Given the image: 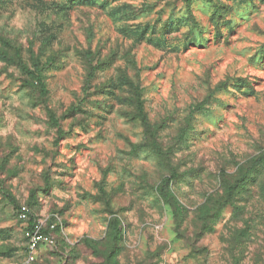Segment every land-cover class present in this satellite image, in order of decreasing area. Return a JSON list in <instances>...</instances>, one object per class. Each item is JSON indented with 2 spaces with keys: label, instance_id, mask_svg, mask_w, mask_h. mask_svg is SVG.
<instances>
[{
  "label": "rangeland",
  "instance_id": "obj_1",
  "mask_svg": "<svg viewBox=\"0 0 264 264\" xmlns=\"http://www.w3.org/2000/svg\"><path fill=\"white\" fill-rule=\"evenodd\" d=\"M0 264H264V0H0Z\"/></svg>",
  "mask_w": 264,
  "mask_h": 264
},
{
  "label": "built area",
  "instance_id": "obj_2",
  "mask_svg": "<svg viewBox=\"0 0 264 264\" xmlns=\"http://www.w3.org/2000/svg\"><path fill=\"white\" fill-rule=\"evenodd\" d=\"M19 219L23 224L27 261L28 263H32L36 260L42 248L51 247L55 244V239L52 236L54 226L48 229V231H44L42 224L36 221L31 224L29 209L25 206L19 209Z\"/></svg>",
  "mask_w": 264,
  "mask_h": 264
},
{
  "label": "trees",
  "instance_id": "obj_3",
  "mask_svg": "<svg viewBox=\"0 0 264 264\" xmlns=\"http://www.w3.org/2000/svg\"><path fill=\"white\" fill-rule=\"evenodd\" d=\"M30 217H31V221H30V223L33 224L35 220L32 218L31 215H30Z\"/></svg>",
  "mask_w": 264,
  "mask_h": 264
}]
</instances>
